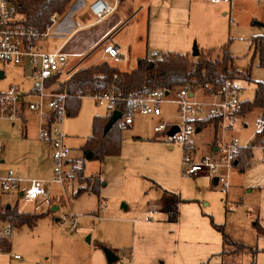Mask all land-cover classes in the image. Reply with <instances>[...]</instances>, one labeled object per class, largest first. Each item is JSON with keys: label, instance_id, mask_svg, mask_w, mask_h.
<instances>
[{"label": "rangeland", "instance_id": "374dc122", "mask_svg": "<svg viewBox=\"0 0 264 264\" xmlns=\"http://www.w3.org/2000/svg\"><path fill=\"white\" fill-rule=\"evenodd\" d=\"M90 1L72 0L67 5L44 40L46 47L53 49L60 45L78 20L83 24L92 20L82 19ZM221 5L222 2L213 4L211 0H121L114 16L121 18L122 23L108 41L122 47L124 60L109 61L123 71L135 68L139 57L154 51L158 35L164 36V42L170 40L174 33L168 31L173 28L169 15L175 9L195 37L192 51L198 46L200 52L216 58L222 55L220 48L207 50L205 39L219 43L221 31L223 39L226 37L224 42L229 40L234 64L242 72L241 97L252 101L256 83L264 81V67L259 65L252 46V38L264 35V25L254 23L264 21V4L258 0H233L226 7L227 16L223 15ZM160 22H164L162 35L156 31ZM106 23L85 27L73 36L64 48L68 54L71 52V66L79 68L100 57L98 52L90 60L81 62L83 54L72 47L96 43ZM215 29H219L218 34L211 32ZM106 41L99 45V51ZM3 65L6 75L0 81V88L20 85L23 78L29 81V73L25 76L23 67L13 63ZM173 98L172 93L170 99ZM106 107L84 97L79 115L66 118L62 128L72 136L68 141L80 166L76 177L64 184L49 182L46 196L63 197L66 204H61L56 212L48 209L55 217L49 216L33 226L16 230L11 235L12 250L1 253L8 256H0V264L13 262L11 253L21 255L25 264H264V234L254 227L257 218L264 227V161L260 146L253 148L250 166L244 172L224 171L230 186L227 189L202 174L187 175L183 171L182 148L173 143L171 148L165 135L154 130L161 120L179 122L177 105L166 102L161 118L135 113L134 124L123 132L120 155L104 160L88 159L81 146L91 133L94 114L105 113ZM260 113L261 109L257 108L238 120L234 133L243 144L255 138ZM26 117L27 125L0 121L5 165L19 169L25 181L23 188L33 178L51 180L50 147L38 137L34 114L27 112ZM241 122H246L247 127ZM209 133L204 131L205 136ZM81 162L85 163V175L101 178L100 196L91 191L75 196L82 184L91 185L78 180L82 176ZM43 199L28 201L0 193V204L7 202L22 212L47 209L50 202L42 204ZM59 201L64 203L62 199ZM169 206L178 212L177 223L169 221ZM69 215L76 219L74 231L70 230ZM217 225L223 226L234 242L227 248L223 246V234ZM238 244L245 247L240 248ZM106 248L119 257L117 261L108 262ZM224 249L227 253H222Z\"/></svg>", "mask_w": 264, "mask_h": 264}, {"label": "built area", "instance_id": "2783aa9c", "mask_svg": "<svg viewBox=\"0 0 264 264\" xmlns=\"http://www.w3.org/2000/svg\"><path fill=\"white\" fill-rule=\"evenodd\" d=\"M121 0H91L88 12L94 18L90 24H96L113 14ZM213 3L220 0H211ZM231 2V0H222ZM21 0H0V81L5 79L3 64H16L29 70L31 85L10 84L0 88V120L20 122L25 118L27 111L38 117V136L46 140L53 157L52 181L64 184L72 177V172L66 170L71 148L66 143V134L62 128L68 117L69 100L74 97H90L95 103L106 105L111 110L116 109L119 102L126 99L130 108L124 115V123L132 124L136 112L143 115L161 117L163 103L174 102L177 105L178 123L161 120L154 127L156 133H163L169 143L178 144L183 150V171L187 175L195 176L209 173L218 178V184L224 188L229 187V182L223 175L225 170L236 166L242 148L251 146L250 142L243 144L238 136H231L224 140L218 150L203 156H197L194 148L193 137L197 133L198 122L207 119L219 120V128L224 133L234 130L236 117L241 111L244 99L241 97L243 86L239 79H228L220 85L214 86L206 83H186L168 91L156 88L147 91H132L124 95L114 84L102 89V83L88 89H79L70 92L60 89L61 83L68 81L62 79L63 75L69 77L70 57L64 51L66 42L73 34L87 25L77 21L75 28L66 39L53 50L45 47L46 40L60 16L54 12L50 22L44 27H39L26 21V16L21 11ZM106 58L119 59L121 57L118 44L108 41L103 45ZM117 78V75H115ZM169 92V93H167ZM174 98L170 99L171 94ZM178 125L179 130L174 135L168 132L172 126ZM264 127V121L258 123V130ZM257 130V131H258ZM264 161V140L259 145ZM3 162V143L0 132V191L2 193H15L28 201H37L48 194V183L42 179H32L28 186L23 188L24 180L14 168L1 169ZM70 230L74 231L76 219L69 215ZM17 227L7 222L1 231V236L10 238ZM8 252L6 246L0 243V254ZM21 258L19 254L12 255Z\"/></svg>", "mask_w": 264, "mask_h": 264}, {"label": "trees", "instance_id": "16d2710c", "mask_svg": "<svg viewBox=\"0 0 264 264\" xmlns=\"http://www.w3.org/2000/svg\"><path fill=\"white\" fill-rule=\"evenodd\" d=\"M72 0H21V9L26 14V21L39 27H44L50 22L51 14L58 11L62 14L67 5ZM264 25L262 22H254ZM229 41L220 47L222 55L212 58L210 55L200 52L198 56L192 54H182L179 52H157L152 55L141 57L137 61V66L130 72H122L117 67L110 65L107 61L94 64L89 67H81L72 73L70 79L61 85V89H68L70 92H77L79 89H88L102 83V89L110 85H115L124 95L132 91H147L161 88L168 91L182 86L186 83H202L220 85L228 79L241 78L242 72L234 64V56L229 49ZM252 46L255 47L254 56L258 55L259 65L264 67V35L252 38ZM215 50V49H212ZM194 57L193 59H191ZM117 75V78H115ZM80 98L74 97L71 101L69 115L77 113L80 106ZM125 115L130 108V103L124 99L117 106ZM262 110V119L264 121V81L256 83L255 96L252 101L244 100L239 114L245 115L255 109ZM111 114L104 118H95L93 122V133L83 146L85 153L93 152L94 158L103 160L107 156L118 155L121 153L125 123L118 120L112 125L108 132H105V126L109 121ZM213 120V121H212ZM215 125H219V120L209 119ZM204 123V124H203ZM201 126L207 122L199 123ZM199 125V126H200ZM264 140V127L256 132L255 138L250 142L251 146L242 148L239 153L238 164L240 171L244 172L249 165V159L253 154V148ZM87 179V180H86ZM84 181L93 182L92 185L82 187L78 193L90 190L99 193L98 184L102 182L99 177L86 178ZM169 221L176 222L178 212L169 206ZM50 213L49 210L41 213H23L16 209H6L0 211V220L6 219L18 227L24 225L33 226L36 222ZM254 227L259 233L264 234V227L258 220L254 221ZM218 230L223 234L224 248L234 242L225 232L223 226L217 225ZM0 243L6 244L11 248V243L0 238ZM240 248L245 247L238 244ZM222 253H227L223 250Z\"/></svg>", "mask_w": 264, "mask_h": 264}, {"label": "crops", "instance_id": "0c3cea01", "mask_svg": "<svg viewBox=\"0 0 264 264\" xmlns=\"http://www.w3.org/2000/svg\"><path fill=\"white\" fill-rule=\"evenodd\" d=\"M190 1H192V0H190ZM212 2V1H211ZM219 2H222V5L220 6V9L222 10V12H223V15L224 16H227L228 15V13H227V10H226V7L228 6V4H230V5H232V2H233V0H231V2H224V1H222V0H220V1H217V2H215V3H213V4H217V3H219ZM258 3H260V4H264V0H258ZM217 9L218 8H214L213 9V11L215 12V11H217ZM191 10H192V4H191V9H190V18H191ZM231 12H232V8H231V10H230ZM56 12V11H55ZM65 12V11H64ZM115 13V12H114ZM114 13L113 14H111L110 16H108L107 18H105L103 21H101L102 23L103 22H107L106 23V25L104 26V28L100 31V34L98 35L99 37L97 38L98 40H97V42L96 43H94L93 45H86V46H81V45H77L76 47H72L73 48V50H76V51H78L79 52V54H83V58H82V60H81V62H83L84 60H90L94 55H96L98 52L100 53L101 52V55H100V57H98L97 58V60L96 61H94V62H91V63H87L86 65H84V66H82V67H89V66H92V65H94V64H98V63H100V60H101V62H104V61H107L110 65H112V66H115V67H117L120 71H122V72H130V71H123V70H121L120 69V67L118 66V65H115L114 63H111L109 60H110V58H106L105 57V55H104V53H103V45H102V49L99 51V45L103 42V41H105L106 39H107V41L106 42H108V40L111 38V36L113 35V33L119 28V26H121V23H122V20H121V18H119L118 16L116 17V16H114ZM53 14V13H52ZM85 18H87V19H92L91 21H89L88 23H84V25H87L86 27H89V26H92V25H96V24H98V23H96V24H90L93 20H94V18L91 16V14L88 12V11H86V12H84V14H83V17H82V19H85ZM169 20L170 21H172V23H173V28L171 29V30H168L169 32H173L174 34L173 35H171V37H170V40L169 41H167V42H164V36L162 35V33L165 31L164 30V22H160L159 24H158V26L156 27V31H157V33L158 34H161L162 36H160V35H158V38H156V40H155V47L153 48V52H150V53H147V55H149L150 56V54H154V53H157V52H168V51H174V52H179V53H182V54H186V53H188V54H192V50H191V43H192V41H193V39L195 38V37H193V34H192V31L191 30H189L188 29V23H187V21L186 20H182V17H181V15L174 9L172 12H171V14L169 15ZM232 18L230 19V22H232ZM79 21V20H78ZM80 22V21H79ZM258 22H260V21H258ZM100 23V22H99ZM262 23H264V21H262ZM83 24V23H82ZM80 31V30H79ZM217 31H219V29H215V30H213V31H211V32H216L215 34H218L217 33ZM74 35H76V33L75 34H73L70 38H68V40H67V42H66V45H65V47L69 44V42L71 41V39L73 38V36ZM219 43H215L213 40H215V39H208V38H206L205 39V42H204V47L207 49V50H212V49H219L220 48V46H223L225 43H227V41H225L224 42V40L226 39V37L224 36V39H223V33L220 31L219 32ZM229 41V40H228ZM105 42V43H106ZM222 42H224V43H222ZM119 45V44H118ZM57 46H59V45H57ZM57 46H55L54 48H56ZM161 46H164V47H161ZM45 47H46V45H45ZM119 47H120V52H121V57L119 58V60H121V61H123L124 60V53L122 52V47L119 45ZM53 48V49H54ZM149 48V47H148ZM49 49V48H48ZM53 49H50V50H53ZM200 49V48H199ZM201 51V50H200ZM71 53V52H70ZM68 54L69 55V57H70V62H69V68H68V70L70 71V74H69V77H67V75H63L62 77V79H70V77H71V75H72V73L73 72H75L77 69H79V68H81V67H79V68H77V67H75L74 68V66H71L72 65V60H71V54ZM147 55H145V56H147ZM234 56V55H233ZM142 57H144V56H142ZM139 58H141V57H139ZM138 58V59H139ZM138 59H137V61H138ZM118 60V59H117ZM137 66V65H136ZM21 67H23V73H25V76H26V73L28 72L29 73V70L26 68L25 70H24V66H21ZM136 68V67H135ZM135 68H133V69H135ZM132 69V70H133ZM240 70H241V68H239ZM131 70V71H132ZM29 76H30V73H29ZM68 79V80H69ZM26 79H22L21 80V86H23V87H28L29 85H31L30 84V79H29V81H25ZM66 81H64L63 83H61V85L62 84H64ZM61 85H60V89H61ZM84 98V97H83ZM83 98H80V100H81V102H80V106H79V110L77 111V113L75 114V115H73V116H78L79 115V112H80V110H81V106H82V101H83ZM90 98V97H89ZM91 100H93L92 98H90ZM71 101H72V99L71 100H69V104H68V112H69V110H71L70 109V106H71ZM93 102H94V100H93ZM107 108V110L105 111V113H96V114H94V116H93V121H92V130H91V133H90V135L87 137V139H86V141H85V143L81 146V149L83 150V152H84V154L86 155V157H87V154L89 153H85V151H84V149H83V146L86 144V142H87V140H88V138L92 135V133H93V122H94V120H95V118H104V117H106L107 115H109V114H111V116H112V114H113V112H114V110H119L118 108H116V109H113V110H111L110 108H108V107H106ZM121 111V110H120ZM27 112H30V111H27ZM27 112H26V114H27ZM122 112V111H121ZM127 113V112H126ZM163 113H164V108H163ZM176 113H177V107H176ZM26 114H25V118H24V120L23 121H20V122H11V121H7V120H0L1 122H9V123H11V124H13V125H16L17 123H25V125H27V123H28V119H27V117H26ZM34 114V113H33ZM122 114H123V112H122ZM244 115H241V114H238L237 115V117H236V125H235V129L233 130V131H230V132H226V133H224V138H223V133L219 130V126L218 125H215V123L214 122H212V121H207V120H209V119H207V120H204V121H201V122H198L197 124H198V128H200V131H197V133L194 135V137H193V142H194V148H195V151L197 152V156L199 157V156H203V155H205V154H210V153H212V152H215V151H217L218 150V148H219V146L222 144V142H223V139L224 140H229L230 138H231V136H236L235 135V130H236V128H237V124H238V120L241 118V117H243ZM34 117H35V120H36V126H37V134H38V117H37V115L36 114H34ZM69 117H72L71 115H69L68 114V117L67 118H69ZM123 117H124V114H123V116H122V118H121V120H122V122H124V119H123ZM157 118H161V117H157ZM262 119V110H261V113H260V119H259V121ZM66 120V119H65ZM259 121H258V123H259ZM134 122H135V115H134ZM134 122L132 123V124H126L125 125V129L126 128H128V127H131V125H133L134 124ZM202 122H207V124L206 125H200L199 123H202ZM116 123V122H115ZM174 123V122H173ZM244 123V126H246L247 127V123L246 122H241V124H243ZM204 124V123H203ZM200 125V126H199ZM124 129V130H125ZM124 130H123V132H124ZM205 130H209L210 131V133L208 134V135H204V131ZM0 132H1V139H2V143H3V162H2V166H1V169H2V171L4 172L5 171V169L6 168H14V167H10V166H8V165H5L6 164V160H5V157H4V137H3V132H2V130L0 129ZM123 132H122V136H123ZM66 134V133H65ZM156 134H161V133H156ZM39 137V136H38ZM69 137H72L71 135H68V134H66V143L70 146V148H71V155H70V158H69V161H68V164H67V166H66V170L68 171V172H72V177L71 178H75L76 177V175H77V173H76V171H78V166H80L79 165V159H78V156L77 155H74L73 154V147L69 144ZM138 139H140L141 137H137ZM41 140V139H40ZM123 140H124V138H123ZM166 141V140H165ZM44 142H46L47 144H48V142L46 141V140H44ZM122 144H123V141H122ZM168 144H169V142H168ZM170 147L172 148V147H174V145H172L171 143H170ZM121 150H122V148H121ZM262 151V150H261ZM50 152H51V149H50ZM91 152V151H90ZM93 153V152H92ZM121 154V153H120ZM120 154H118V155H120ZM253 155V154H252ZM262 155H263V152H262ZM50 156H51V167H50V169H51V180H45L44 178H39V179H42V180H45L47 183H48V185H49V182H51L52 181V177H53V157H52V152H51V154H50ZM112 156H117V155H112ZM183 156V155H182ZM107 157H111V156H107ZM252 157V156H251ZM93 159H97V158H94V153H93V157H92ZM92 158H88V159H92ZM105 159V158H104ZM103 159V160H104ZM98 160H100V159H98ZM249 161V165H248V167L250 166V162H251V158L248 160ZM237 164H238V161H237V163H236V166L234 167V168H232V169H237L238 171H240V169H239V167L237 166ZM81 165H82V168H81V178H79L78 180H79V182L81 183V181L82 180H85L86 178H95L97 175H91V176H87V175H85L84 174V166H85V163H83V162H81ZM247 167V168H248ZM246 168V169H247ZM15 170H16V172L18 173V175L22 178V175H21V173H20V171H19V169H16V168H14ZM240 172H242V171H240ZM203 176H206V177H209V178H211L212 179V181L214 182V177L213 176H211L209 173H206V172H204V173H201ZM97 177H99V176H97ZM100 178V177H99ZM33 179H36V178H33ZM80 179H81V181H80ZM101 179V178H100ZM24 180V179H23ZM87 180V179H86ZM53 182V181H52ZM86 182V181H85ZM24 183H25V181H24ZM86 183H91V185H92V183L93 182H86ZM214 184H215V182H214ZM90 185V184H89ZM215 185H218V184H215ZM84 188V185L82 184L81 186H80V188ZM230 187V186H229ZM79 188V189H80ZM79 189L77 190V192H76V194H75V196H77V197H79L80 195H83L84 193H86L87 191H90V190H86V191H84V192H82V193H78V191H79ZM48 192H49V186H48ZM92 192V191H91ZM0 193H2V192H0ZM94 193V192H93ZM100 193V192H99ZM99 193H95L96 195H98V196H100L99 195ZM4 194H9V195H16V197L17 198H20L22 195H18V194H15V193H4ZM48 195V194H47ZM62 199V201L64 202V203H60V201L59 200H61ZM56 200H58V201H56ZM99 200H100V198H99ZM50 202V204H49V207L47 208V209H42L41 211H39V212H33V213H41V212H43V211H47L49 208H50V210L52 211V212H56V210L57 209H60L61 208V204H66V202H65V200L63 199V197H61L60 199H58V198H53L52 199V197H45L44 199H43V201H42V204L43 203H45V202ZM102 201V200H101ZM7 203V202H6ZM6 203H1L0 204V211H5L6 209H13V206L11 205V204H8L7 203V205L6 206H3L4 204H6ZM8 205H10L11 207L10 208H8ZM53 208H55V210H53ZM14 209H16L17 211H19L18 210V208L16 207V208H14ZM19 212H22V211H19ZM23 213H31V212H23ZM33 213H31V214H33ZM58 213V212H57ZM49 216H53V217H55L56 215H53L51 212L50 213H48V215L46 216V217H44V218H47V217H49ZM44 218H41V219H39L37 222H36V224L40 221V220H42V219H44ZM58 222H60L59 220H60V218H57L56 219ZM178 220H179V217H178V219H177V221L176 222H171V223H177L178 222ZM7 222H10L9 220H6V219H1L0 220V238H3V239H5V240H7V242H10L11 243V248L10 249H8L7 248V246H6V244H4L5 246H6V248L8 249V252H11V250H12V241H11V237L10 238H5V237H2L1 236V231H2V227L7 223ZM12 223V222H11ZM13 224V223H12ZM14 225V224H13ZM14 226H16V225H14ZM24 226H26V225H24ZM24 226H22V227H24ZM17 227V229L16 230H18V229H21L22 227H18V226H16ZM101 246H105V245H103V244H101ZM224 246V245H223ZM15 254H17V253H15ZM126 254V253H125ZM13 255V253H11L10 254V259H12L13 260V262H11L10 264H25V260H23V258L21 257V258H15V257H13L12 256ZM0 256H8V254H0Z\"/></svg>", "mask_w": 264, "mask_h": 264}, {"label": "water", "instance_id": "95a60500", "mask_svg": "<svg viewBox=\"0 0 264 264\" xmlns=\"http://www.w3.org/2000/svg\"><path fill=\"white\" fill-rule=\"evenodd\" d=\"M200 54V49L198 48V46H195L193 51H192V55L193 56H198ZM169 93V92H167ZM123 114L120 110H114L112 116L110 117L109 121L107 122L106 126H105V132H108L110 130V128L112 127V125L117 122L118 120H120L122 118ZM179 130V126L178 125H174L172 126L171 130H169L168 134L169 135H174L177 131ZM197 131H200V128H197ZM93 157V153L89 152L87 154V158H92ZM214 182L215 184H218V178L215 177L214 178ZM23 193H21L22 195ZM11 206L8 205V208H10ZM53 210H55V208H53ZM106 251V255H107V259L109 263H113L115 261L118 260V256L109 248L105 249Z\"/></svg>", "mask_w": 264, "mask_h": 264}]
</instances>
